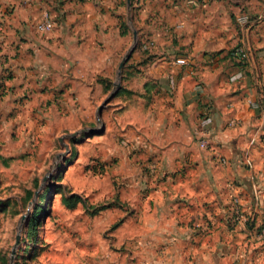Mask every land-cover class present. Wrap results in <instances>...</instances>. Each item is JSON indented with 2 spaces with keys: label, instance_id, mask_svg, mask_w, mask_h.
Here are the masks:
<instances>
[{
  "label": "rangeland",
  "instance_id": "obj_1",
  "mask_svg": "<svg viewBox=\"0 0 264 264\" xmlns=\"http://www.w3.org/2000/svg\"><path fill=\"white\" fill-rule=\"evenodd\" d=\"M192 1L202 8L210 2L132 0L129 20L128 0H122L121 31L126 24L131 34L119 64L132 52L121 76L120 65L111 75L79 65L76 58H90L93 52L86 47L75 53L73 44L66 47L78 40L73 29L74 41L49 49L56 58L71 59L68 69L54 75L42 63L27 71L36 51L24 50L22 73L0 87V264H197L194 241L180 236L182 228H196V214L175 200L178 190L171 195L156 183L159 174L147 163L145 101L135 97L136 111L120 113L121 99L115 95L99 112L114 89H121L126 68L136 73L145 58L158 57L152 49L159 37L164 44L190 39V29L177 27L197 19ZM49 14L55 29L56 16ZM233 24L242 31L238 19ZM205 28L206 23L199 35ZM235 48L229 52L234 54ZM182 50L177 47V52L191 55L187 47ZM97 51L104 58L110 54L103 39ZM136 54L142 58L132 60ZM178 64L187 65L185 60ZM72 196L82 202L68 208L63 198ZM263 229H256L254 241L246 239L241 259L229 261L225 252L216 251L210 264H264Z\"/></svg>",
  "mask_w": 264,
  "mask_h": 264
},
{
  "label": "crops",
  "instance_id": "obj_2",
  "mask_svg": "<svg viewBox=\"0 0 264 264\" xmlns=\"http://www.w3.org/2000/svg\"><path fill=\"white\" fill-rule=\"evenodd\" d=\"M194 4L197 19L177 27L190 29V39L164 44L159 37L161 42L152 49L158 57L145 58L136 73L125 69L117 111H136L135 97L145 101L147 163L159 174L156 183L170 189L171 195L178 190L175 200L196 214V228L192 232L182 228L180 235L194 241L196 263L210 264L216 251L235 262L243 257L245 244L255 240L256 229L264 226V0H210L203 8ZM121 5L122 0H0V87L22 73L27 47L36 51L27 71L38 63L50 75L68 69L71 59L56 58L49 49L74 41L71 29L78 40L66 47L73 44L75 53L86 47L93 52L90 58H76L79 65L111 75L131 34L122 35ZM46 13L56 16L57 27L37 38L35 26ZM242 15L251 21L239 31L233 20ZM205 23L206 35H199ZM99 39L110 49L105 58L97 51ZM177 47L181 51L187 47L191 55L177 52ZM234 47H244L248 59L230 53ZM216 52L224 53L208 54ZM140 57L136 54L132 60ZM184 60L186 66L178 64ZM56 61L62 63L56 66ZM140 83L142 92L136 96ZM200 139L207 140L206 148L198 144Z\"/></svg>",
  "mask_w": 264,
  "mask_h": 264
},
{
  "label": "built area",
  "instance_id": "obj_3",
  "mask_svg": "<svg viewBox=\"0 0 264 264\" xmlns=\"http://www.w3.org/2000/svg\"><path fill=\"white\" fill-rule=\"evenodd\" d=\"M238 22L240 25L242 26H247L250 24V17L248 15H242L241 17L238 18ZM54 29V21L52 19V17L50 16L49 13H46L44 14L42 20L40 23L37 24L36 26V30L38 32H41V33H47V32H50ZM234 55L236 57H240L242 59H248L249 57V54L247 52V50L243 47H237L235 48V51H234ZM184 65V62L182 63ZM250 104L252 107L254 108H258V104L255 103V102H251L250 101ZM200 146L202 148H206L208 146V142L206 139H202L201 142H200ZM234 204H235V213L237 214L238 216V220L240 221L241 220V212L239 210V199L238 198H235L234 199ZM262 235H264V229L262 230Z\"/></svg>",
  "mask_w": 264,
  "mask_h": 264
},
{
  "label": "water",
  "instance_id": "obj_4",
  "mask_svg": "<svg viewBox=\"0 0 264 264\" xmlns=\"http://www.w3.org/2000/svg\"><path fill=\"white\" fill-rule=\"evenodd\" d=\"M128 7H129V20H131V17H130V15H131V13H132V0H128ZM134 36H135V43L137 42V37H138V34H137V32H135L134 33ZM133 49V48H132ZM131 52H132V50H130V52H128V54L125 56V58L122 60V62L120 63V66H119V76H121L122 75V71H123V69H124V66H125V64H126V62L128 61V59L131 57ZM120 88V85H118L115 89H114V91L112 92V94L110 95V97L103 103V105L102 106H100V108H99V112H100V114L102 113V111H103V109H104V107H105V105L112 99V98H114V96H115V94H116V92H117V90Z\"/></svg>",
  "mask_w": 264,
  "mask_h": 264
},
{
  "label": "trees",
  "instance_id": "obj_5",
  "mask_svg": "<svg viewBox=\"0 0 264 264\" xmlns=\"http://www.w3.org/2000/svg\"><path fill=\"white\" fill-rule=\"evenodd\" d=\"M126 27H127L126 24L122 25V35L123 36L128 34V30L126 29ZM122 91H123V89H120L119 92L117 91V93L115 95L116 96L120 95L122 93ZM80 202H82V199L77 197V196H72L71 198H67V197L63 198V203L68 208H74ZM98 210H100V209H97L96 211H98Z\"/></svg>",
  "mask_w": 264,
  "mask_h": 264
}]
</instances>
